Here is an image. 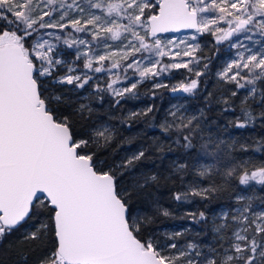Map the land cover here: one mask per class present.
Here are the masks:
<instances>
[{
	"label": "snow or ice",
	"instance_id": "6c2138e0",
	"mask_svg": "<svg viewBox=\"0 0 264 264\" xmlns=\"http://www.w3.org/2000/svg\"><path fill=\"white\" fill-rule=\"evenodd\" d=\"M181 30L194 33L163 35ZM205 33L235 49L217 73L218 92L205 96V108L219 105L220 115L239 108L235 120L221 126L205 109L188 115L184 104H173L158 127L165 135L180 130L174 143L184 152L169 161L168 175L135 178L137 162L156 153L163 163L173 151L158 138L119 163L102 160L99 150L112 143L117 129L102 117L92 120L91 101L102 105L108 92L115 107L139 98L138 84L145 81L152 82L155 98L154 89L168 87L156 82L161 75L192 72L190 65L205 59L196 56ZM60 44L76 49L73 59L63 58ZM165 57L171 62L162 63ZM82 58L87 71L76 64ZM112 69L133 82L114 87L122 83L115 72L101 87L90 74ZM86 86L92 89L90 102L69 97L70 89ZM198 87L199 80L191 79L171 92L194 95ZM153 108L130 112L122 122ZM258 123L264 125V0H0V257L8 253L9 264H264V194L254 191L257 185L264 191V163L250 167L249 160L238 161L232 157L235 138L220 135L229 125ZM211 124L216 136L205 135ZM239 149L250 150L246 144ZM262 149L264 138L252 150ZM172 178L182 186L173 194L178 203H190L191 197L207 201L238 184L230 207L211 218L188 214L210 225L212 243H181L187 228L165 232L163 239L155 214L146 213L142 205L153 195L148 189ZM17 234L31 255L5 247Z\"/></svg>",
	"mask_w": 264,
	"mask_h": 264
},
{
	"label": "trees",
	"instance_id": "16d2710c",
	"mask_svg": "<svg viewBox=\"0 0 264 264\" xmlns=\"http://www.w3.org/2000/svg\"><path fill=\"white\" fill-rule=\"evenodd\" d=\"M199 43L201 49L197 53L199 54V57L201 55L205 57V59L200 60L199 71H203L204 75L197 78L193 71L189 72L187 69H179L176 72L172 71V74L176 77L171 79L169 83H165L168 85L167 88L154 89L157 93L155 98L151 97V91H153L151 88L152 82L145 81L138 84L137 91L140 93L139 98L123 99L120 104L115 107H113V97L108 92L103 94L104 103L102 105L96 103L94 100L91 101L94 108L92 120L94 121L102 117L106 122L110 121L114 124L117 129L116 137L112 143L106 148L99 150L102 160H106L109 164L119 163L140 149L148 147L153 143L155 138H158V142L162 141L165 145L171 146L173 151L167 153L163 163H161L159 159V154L156 153H152L151 158L142 159L137 162L134 170L135 178H140L143 173L168 175L166 168L169 161L178 158L184 152V149L180 144L174 143L181 133L180 130L177 129L165 135L160 131L158 125L167 117L168 110L178 98L184 101V105L188 109V112H186L188 115H199V111L205 109L210 119L218 117L216 123L221 126L227 125L230 120H235L239 115V108H237L236 112L224 113L223 115H220L219 105H213L211 111H208L205 108V96L207 93L213 92L215 95L218 92L216 89V74L221 65V61L225 58L226 54H229V51H226V48H228L227 42L218 45L215 43L214 36L205 33L199 37ZM204 63L208 64L207 69L203 68ZM191 79L199 80V87L194 95L179 92L174 94L171 92L173 83H176L178 80L188 82ZM107 83H109V80L104 79L98 84H100L101 87H104ZM91 92L92 89L88 86H86V89L81 92H75L70 89L69 97L73 101H83L87 103L90 102L89 94ZM238 104L239 98H237V105ZM150 105H154L153 112L148 113L147 116H140L122 122L128 113L146 110ZM252 107L257 111L260 110L255 104H253ZM85 123H91V121H86ZM210 127L212 131L210 133L206 131L205 135L210 134L216 136V124H211ZM220 135L226 141H228L230 137L235 138L236 147L232 151V157L238 161L247 159L251 162L249 165L250 167L264 163V149L259 152L252 150L256 147V141L264 138V125L258 123L254 127L244 129H237L229 125L227 132H221ZM169 137L171 138L169 139ZM240 144L248 145L250 150L248 152L240 151ZM198 148L199 145H197L196 150H198ZM196 150H193V155H195ZM147 155L148 154L146 153V156ZM206 162L210 163L211 161ZM181 190L182 186L179 180L175 178L161 180L158 187L153 186L148 189L153 195L142 206L147 214H155V226L159 229L160 235L164 227L177 223H182L184 225L189 224V232H186L185 237L180 238V242L194 240L195 242L202 241L204 243H212L211 234L208 233L210 225H206L203 222L198 224L188 214L191 213L198 215L199 212H204L206 216L211 218L210 214L214 213L217 209L230 207V196L235 191L240 190L238 184L233 182L230 186V191L215 193L207 201L201 200L200 197H191L190 203H178L173 199V194ZM254 191L264 194V191H262L261 186L259 185L255 186ZM163 210H167L171 215H162L161 213ZM190 230H192V233ZM5 247L15 248L17 253L23 252L27 255L32 254L29 245L23 242L19 234L11 237L10 243L6 244ZM16 258L17 257L15 256L12 257L13 260ZM0 259H3L4 264H9L10 257L8 253H4ZM29 264H32L31 260L29 261Z\"/></svg>",
	"mask_w": 264,
	"mask_h": 264
},
{
	"label": "rangeland",
	"instance_id": "374dc122",
	"mask_svg": "<svg viewBox=\"0 0 264 264\" xmlns=\"http://www.w3.org/2000/svg\"><path fill=\"white\" fill-rule=\"evenodd\" d=\"M192 33H194V31H188V32H180V33H175V34H163L165 36H177V37H182V36H189L191 35ZM80 35V34H78ZM183 47V46H181ZM61 52H62V55H63V58L65 60H70V59H73V56H72V53L76 51V49H67L63 44H60L59 45V49ZM83 50V49H81ZM226 50H229V54L222 60L221 62V65L219 66L218 70H217V73L221 72L223 69H224V66L225 64L227 63V61L231 58H234V53H235V49H229L226 48ZM196 56L197 58H199V54L196 53ZM115 59H119V56L115 57ZM183 60H187L189 59L188 57H183L182 58ZM130 62V60L128 61ZM171 61L169 60V58L165 57L162 61V63L164 64H167V63H170ZM124 63H126L125 61H121V64L123 65ZM76 64L79 66V69L82 70V71H87L86 69H83V58L81 59V61H77ZM95 66V65H94ZM104 67L105 68H110V61H105L104 62ZM190 67L193 69V72L195 73L196 71H199V64H196V63H193L192 65H190ZM65 71L64 68H59L58 69V72L60 74H63ZM172 71L173 72H176L177 70H171L169 73H166L164 75H161L158 80L156 82H159V81H162L163 83H169V81L171 79H173L174 77H176L174 74H172ZM115 72H119L120 73V76H121V81L122 83L121 84H117V85H114V87H122L124 85H127V84H130L133 82L132 79H129V80H123V77H124V73L122 71H120L119 69H112L111 72H100V73H90L91 75H93L96 83H101L104 79H108L109 82H111V80L113 78H115L113 76L112 73H115ZM127 75L129 77H133V73H132V70L131 69H128L127 70ZM133 79H138V77H133ZM216 81H217V86H216V89L219 90L220 88V84H219V78L216 74ZM190 82V81H188ZM188 82H183L181 80H178L176 83H173L172 87H178L181 83H188ZM92 83V81H90V84ZM179 93H182V92H179ZM176 94V93H174ZM85 97V96H84ZM174 104H184V101L181 99L178 98V100H176L174 102ZM173 105V104H172ZM171 105V106H172ZM186 109V112H188V109L185 107ZM225 208V207H223ZM220 209H217L214 213L210 214L211 217H213L214 215H216L220 210ZM185 228L187 229H190V225L187 224V225H184L182 223H177V224H174V225H171V226H167V227H164L162 229V232H161V237L163 239H167L166 237L163 236V234L165 232L167 233H172V232H176V231H183ZM189 232V231H188ZM190 232L192 233V230H190ZM186 236V233L184 234L183 237ZM192 242H195L194 240H190ZM181 243H184V242H181Z\"/></svg>",
	"mask_w": 264,
	"mask_h": 264
},
{
	"label": "water",
	"instance_id": "95a60500",
	"mask_svg": "<svg viewBox=\"0 0 264 264\" xmlns=\"http://www.w3.org/2000/svg\"><path fill=\"white\" fill-rule=\"evenodd\" d=\"M188 31H194V30H181V32H188ZM168 34H175V33H168Z\"/></svg>",
	"mask_w": 264,
	"mask_h": 264
},
{
	"label": "flooded vegetation",
	"instance_id": "af4514ba",
	"mask_svg": "<svg viewBox=\"0 0 264 264\" xmlns=\"http://www.w3.org/2000/svg\"><path fill=\"white\" fill-rule=\"evenodd\" d=\"M227 45H228V42H227ZM227 45H226V46H227ZM227 47H228V46H227ZM229 49H230V48H229ZM226 51H229V50H226ZM226 56H227V54L225 55V57H226ZM221 62H222V61H221Z\"/></svg>",
	"mask_w": 264,
	"mask_h": 264
}]
</instances>
